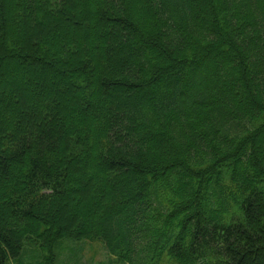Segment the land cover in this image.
I'll return each instance as SVG.
<instances>
[{
    "label": "trees",
    "instance_id": "obj_1",
    "mask_svg": "<svg viewBox=\"0 0 264 264\" xmlns=\"http://www.w3.org/2000/svg\"><path fill=\"white\" fill-rule=\"evenodd\" d=\"M66 237L264 264V0H0V264Z\"/></svg>",
    "mask_w": 264,
    "mask_h": 264
},
{
    "label": "rangeland",
    "instance_id": "obj_2",
    "mask_svg": "<svg viewBox=\"0 0 264 264\" xmlns=\"http://www.w3.org/2000/svg\"><path fill=\"white\" fill-rule=\"evenodd\" d=\"M66 27L74 29V26L72 25H68ZM83 27L89 28L91 26H89L88 22H85ZM93 31V34L99 32L95 27L93 28ZM108 31H112L111 27L108 29ZM11 60V62H14L13 65L16 67H34L27 60H20V58L17 57H11ZM34 65L36 66V64ZM49 92L51 91L48 90L44 91L43 93L38 91L36 94L38 96H42V94H51L53 98L55 97V94H57H52ZM16 93H18V95L22 94V90H17ZM18 95H10V98H17L16 96ZM55 246L57 255L56 264H104L106 262V258L107 260L109 258V253L101 239L76 240L66 237L57 242ZM40 255L41 253L38 252V246L29 244H24L20 254L23 259L30 261V264L38 263L41 257ZM30 258H34V260L31 261Z\"/></svg>",
    "mask_w": 264,
    "mask_h": 264
}]
</instances>
